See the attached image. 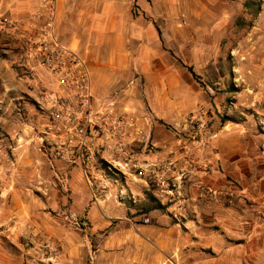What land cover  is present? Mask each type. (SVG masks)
<instances>
[{
	"label": "rangeland",
	"instance_id": "374dc122",
	"mask_svg": "<svg viewBox=\"0 0 264 264\" xmlns=\"http://www.w3.org/2000/svg\"><path fill=\"white\" fill-rule=\"evenodd\" d=\"M245 1L67 0L60 31L73 42L72 49L84 56L89 65H97L105 75L110 92L105 96L118 93L117 103L121 108H127L131 101L141 106V114L131 112L137 117L150 118L152 133L155 123H162L175 145L173 154L193 149L188 154L189 164L192 167L199 164L198 174H212L218 170L214 161L224 133L239 125L237 128L252 127L256 133L264 134V116L258 111L264 100V68L261 71L264 0H253L262 3L260 14L255 16L249 15ZM237 21L246 25H237ZM186 67L194 69L200 82ZM4 84L0 81V87ZM23 101L39 112L28 95ZM6 107V102L0 103V245L6 241L21 254L30 252L27 255L33 264H63L62 258L73 249L78 254L85 253L82 263L99 264L100 252L105 249L111 230L92 234L86 214L80 215L72 207L71 180L82 178L86 183L81 169L73 173L68 166L77 165L59 158H54L52 165L39 150L47 147L39 139L41 134L32 130L30 134L38 136L37 142L26 143L24 138L30 136L25 131L23 116L14 118L18 110L5 112ZM25 147L37 155L24 156ZM98 153L96 164L106 171L103 150ZM202 161L212 164L215 170L201 172ZM110 174L113 183L109 187L115 185L116 179L123 178L117 173ZM128 178L134 185H145L134 177ZM147 183L148 190L141 193L138 201L134 198L128 201L131 205L138 203L131 206L134 207L129 213L131 220L137 215L135 208L145 203L147 193L154 189L150 178ZM109 187L91 189V197L106 198L107 192L103 191ZM11 188L19 198L25 194L29 199L47 202L53 194L64 198L59 207L47 210L48 216L57 220L59 234L52 235L39 229L36 223H26L25 217L13 216L11 197L6 192ZM113 198L119 205L120 196ZM168 208L157 214L177 225L180 231L189 232L190 229L182 226L189 218L187 207L186 218H176L174 214L178 211L172 205ZM174 257L178 264L175 255L170 258Z\"/></svg>",
	"mask_w": 264,
	"mask_h": 264
},
{
	"label": "crops",
	"instance_id": "0c3cea01",
	"mask_svg": "<svg viewBox=\"0 0 264 264\" xmlns=\"http://www.w3.org/2000/svg\"><path fill=\"white\" fill-rule=\"evenodd\" d=\"M66 2L67 0L59 2L57 31L62 41L73 47V42L60 31L63 30ZM38 10V0H0V18H14L27 24ZM27 66L29 61L26 59V50L20 42L8 35L1 36L0 81H4L5 86L0 87V103H7L5 112L18 110L19 113L14 118L23 116L25 131L30 136L24 138L26 143L32 140L37 142L38 136H33L30 132L36 130L40 134L43 123L41 115L23 101L27 92L30 93L25 79ZM89 67L94 97L97 100L108 97L110 92L105 75L97 65L91 63ZM261 68L262 71L264 63ZM35 71L46 81L43 77L45 71L41 67H35ZM262 77L264 78V72ZM262 102L259 103L258 111L264 116V100ZM138 107L141 106L131 101L123 109L130 114L136 111L141 114V108L138 110ZM237 126L239 125L233 127L231 132L224 133L219 140L214 161L218 170L212 174L200 173L187 183L189 218H186L182 226L190 229L189 232L180 231L177 225H172L166 217L158 214L145 217L150 219L149 224H144L141 217H133L132 220L129 218V213L134 209L131 206L138 203L135 201L131 205L128 201L131 198H141V193L148 190L146 183L134 185L128 177L120 178V181L116 179L113 187L103 191L107 192L106 198L94 200L91 197V188L82 178L78 181L73 178L70 185L73 190V209L80 215L86 214V219L92 226V234L108 228L111 230L105 242L107 245L100 252L98 263L163 264L167 259L175 263V257L170 258L175 255L178 264H264V134L256 133L252 127L250 129ZM164 128L163 124L156 122L148 140L146 137L150 125L144 126L146 133L143 143H138L136 147L141 165L155 158L154 155L145 154L146 143L162 146L164 152L171 153L172 146L175 145L171 143V137ZM22 151L26 157L37 155L26 147ZM98 152L96 148L94 153L100 154ZM74 165L77 166H68L73 173L76 169H81L77 161ZM137 181L146 182L143 178ZM197 182L210 185L219 197H203L197 190ZM97 183L98 188L102 189L103 184L100 181ZM6 192L11 197L10 212L13 216L25 217L26 223H36L39 229L52 235L59 234L58 222L48 216L47 210L59 207L64 198L53 194L47 198L50 200L47 202L29 199L26 194L19 198L12 188ZM114 196L121 197L119 205L115 204ZM29 253L22 252L20 256H14L0 245V264H33V259L27 255ZM83 257L86 258L85 253L81 255L74 249L68 250L62 263L84 264L81 262Z\"/></svg>",
	"mask_w": 264,
	"mask_h": 264
},
{
	"label": "built area",
	"instance_id": "2783aa9c",
	"mask_svg": "<svg viewBox=\"0 0 264 264\" xmlns=\"http://www.w3.org/2000/svg\"><path fill=\"white\" fill-rule=\"evenodd\" d=\"M38 2L39 10L27 24L1 17L0 36L8 35L18 40L26 50L29 66L25 79L30 89L27 95L42 117L39 139L47 145L40 148V152L49 158L52 165L54 158L77 161L91 189L98 188L99 181L103 190L112 185L110 173H117L124 179L150 178L154 198L161 205L168 206V210L172 205L178 211L174 214L176 218H186V186L200 172L197 170L198 163L192 167L188 161V154L193 149L180 154H173L172 151L167 154L149 142L146 143L145 154L155 158L141 165L136 147L138 143H143L144 126L150 125V118L137 117L121 108L117 103L118 93L102 100L94 97L89 63L79 52L66 45L58 34L60 0ZM35 67L45 71L43 77L46 81L41 79ZM150 134L151 128L146 137L148 140ZM96 148L103 150L106 171L96 164ZM200 167L205 173L215 170L212 164L205 161ZM147 179L144 180L149 186ZM196 186L203 197H219L208 184L197 182ZM149 223L150 219L145 218L144 224ZM92 254L91 251V258L94 259ZM165 264L175 263L167 260Z\"/></svg>",
	"mask_w": 264,
	"mask_h": 264
},
{
	"label": "trees",
	"instance_id": "16d2710c",
	"mask_svg": "<svg viewBox=\"0 0 264 264\" xmlns=\"http://www.w3.org/2000/svg\"><path fill=\"white\" fill-rule=\"evenodd\" d=\"M244 7L248 11L249 15L255 16V15L260 14L262 3L253 1V0H247L244 3ZM236 24L240 26L246 25V23H241V21H237ZM186 68L190 72V74L193 76V78L197 82H200V77L196 74L194 69L192 67H186ZM222 122H225V121L223 120ZM146 196H147V201L145 203L138 205L135 208L136 214H137V215H134L135 217H138V216L148 217L153 214L162 213L166 209L165 206L161 205V203H159L158 200L154 198L151 192H148ZM3 247L11 255H14V256L21 255V252L18 249H16L14 246L10 245L6 241H4Z\"/></svg>",
	"mask_w": 264,
	"mask_h": 264
}]
</instances>
